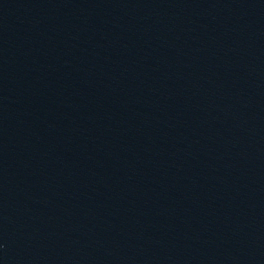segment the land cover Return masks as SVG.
Wrapping results in <instances>:
<instances>
[{"label": "water", "instance_id": "obj_1", "mask_svg": "<svg viewBox=\"0 0 264 264\" xmlns=\"http://www.w3.org/2000/svg\"><path fill=\"white\" fill-rule=\"evenodd\" d=\"M107 0H0V264H42Z\"/></svg>", "mask_w": 264, "mask_h": 264}]
</instances>
